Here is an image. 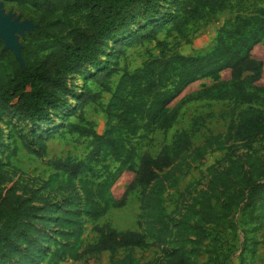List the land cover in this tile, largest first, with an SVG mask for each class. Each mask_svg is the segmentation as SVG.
<instances>
[{
  "label": "trees",
  "instance_id": "1",
  "mask_svg": "<svg viewBox=\"0 0 264 264\" xmlns=\"http://www.w3.org/2000/svg\"><path fill=\"white\" fill-rule=\"evenodd\" d=\"M24 2L37 16L32 19L34 28L20 39L22 65L0 39V121L11 116L26 124L31 138H21V147L38 158L44 157L48 141L65 135L88 139V144L81 159L48 161L62 177L56 203L15 181L2 186L10 177L0 169V264H61L103 253L110 264H121L125 259H118L120 251L164 244L173 217L163 205V185L181 171L189 154L225 149L230 160L242 149L245 159L243 166L241 159H234L194 198L180 221L167 264H189L185 245L193 243L192 253L197 254L235 209L262 224L264 158L252 153L264 149V85L259 83L263 63L252 50L264 43V6L248 12L232 0L19 1ZM224 11L233 14L218 28L212 48L191 55L179 51ZM146 45L152 50L145 47L140 66L131 70L120 65L125 49ZM224 70H229V79H220ZM77 75L83 76L81 85L74 81ZM204 78L212 82L169 108L187 86ZM196 101L229 103L220 113L229 120L224 133H209L201 146H193L192 138L213 116L207 113L194 117L187 129L175 131L156 155H139L137 138L161 131L165 139L181 108ZM91 106L103 115L101 133L85 116L84 108ZM1 138L0 129V142ZM109 161L116 164L112 170ZM165 170L169 171L160 176ZM124 171H132L133 177L115 199L109 190ZM136 191L144 230L121 231L98 223ZM86 223L95 236L83 243ZM190 230L193 240L187 239Z\"/></svg>",
  "mask_w": 264,
  "mask_h": 264
},
{
  "label": "rangeland",
  "instance_id": "2",
  "mask_svg": "<svg viewBox=\"0 0 264 264\" xmlns=\"http://www.w3.org/2000/svg\"><path fill=\"white\" fill-rule=\"evenodd\" d=\"M232 3L242 11L248 12L255 7L264 6V1L232 0ZM1 13L17 24L23 22L30 23L34 18L26 8L18 6L15 2H3ZM232 14V11L218 13L212 21L202 26L193 37L190 45H182L179 51L182 54L191 55L204 53L212 48L218 28ZM16 37L18 43H20L21 34L16 33ZM145 47L152 50L149 45L125 49L123 57H119L120 65H127L131 70L140 66L146 57ZM252 56L263 63V72L259 83L264 85V43H259L253 48ZM220 79H229V72L227 70L222 71ZM74 81L77 85H81L83 76H75ZM211 82V79L204 78L187 86L181 95L170 104L169 108L183 95L199 89L202 85H209ZM106 98L107 96L103 98V102H105ZM229 107V103L217 101L187 103L179 111L177 120L167 132L165 139L161 131H156L150 137L137 138L135 140L139 155L144 152H148L153 156L156 155L163 143H170L175 131L187 129L192 119L196 116L212 113L213 116L206 120L205 128L201 129L192 138L194 147L201 146L209 133L216 135L225 132L229 120L221 118L220 113L227 111ZM84 112L86 118L94 123L95 130L101 133L104 128L103 115L96 112V108L93 106L85 107ZM62 113L60 112L57 118H54V126L59 124V116ZM71 120L75 121L74 117ZM0 129L2 131L0 169L10 177L9 180L3 182L2 186L10 187L11 181H15L20 185H26L36 190L38 194L48 198L52 203L58 202L60 198L56 191L58 183L62 181V177L58 176L48 165V161L67 156L76 159L83 158L87 152L88 139L80 138L76 135H65L62 139L55 138L47 142L44 157L38 158L26 153L21 147V138L25 140L31 138L28 135L29 127L26 124L20 123L11 116H5L0 121ZM10 134L12 135V139L8 138ZM14 147L17 148L14 150ZM244 153V150L239 149L230 160L226 159L227 150L225 149L208 152L203 156L187 155L185 162L181 165V171L174 172L163 185V205L166 213L171 214L173 217L170 237L160 246H152L143 250L136 248L131 252L120 251L117 255L118 259H125V262L121 264H167L171 252L175 248L176 232L180 221L183 219L194 198L219 177L223 173V170L231 165L234 159H241L240 166H243ZM252 155H260L264 158V149L255 151ZM108 164L111 170L116 167V164L110 161ZM168 171L165 170L160 176L165 175ZM132 177V171H124L110 187L109 193L111 197L115 199L119 198ZM154 185L155 183L152 184V186ZM18 193H21V191L18 190ZM139 197L138 191L133 192L129 195L127 203L123 207L110 208L98 223L103 224L107 222L115 229L121 231L144 230L145 219L140 217ZM188 226H193V219L188 221ZM84 227L85 230L81 238L83 243H87L92 241L95 235L90 231L91 225L89 223H86ZM194 237V234L190 230L187 239L193 240ZM193 247V243L185 245V249L190 254L189 264H264V221L260 225L250 220L241 210L235 209L231 217L225 220L217 231H212L211 235L200 246L197 254L192 253ZM61 264H110V262L108 254L103 253L99 257L90 258L85 261L74 262L67 260Z\"/></svg>",
  "mask_w": 264,
  "mask_h": 264
},
{
  "label": "water",
  "instance_id": "3",
  "mask_svg": "<svg viewBox=\"0 0 264 264\" xmlns=\"http://www.w3.org/2000/svg\"><path fill=\"white\" fill-rule=\"evenodd\" d=\"M13 1V0H5ZM34 25L31 23L23 22L17 24L16 22H10L9 17H2L0 14V39L3 41L4 48L10 50L14 57L17 59L20 65H22L21 58V44L18 43L16 33L21 34V37L25 32H30Z\"/></svg>",
  "mask_w": 264,
  "mask_h": 264
},
{
  "label": "flooded vegetation",
  "instance_id": "4",
  "mask_svg": "<svg viewBox=\"0 0 264 264\" xmlns=\"http://www.w3.org/2000/svg\"><path fill=\"white\" fill-rule=\"evenodd\" d=\"M19 1H20V0H13V1L0 0V2H1V4H0V14L2 15V17H6V16H4V14L1 13V8H2V3H3V2H15L18 6H20V7H22V8H26V9L32 14L33 17H36V16H37V15H36V12L34 11V9H33L31 6H29L28 2H24V4L21 5V4L19 3ZM10 22H13V21L10 19ZM30 23H31L32 25H34V22H32V20H31ZM33 28H34V26H33L32 28H30V29H33Z\"/></svg>",
  "mask_w": 264,
  "mask_h": 264
},
{
  "label": "crops",
  "instance_id": "5",
  "mask_svg": "<svg viewBox=\"0 0 264 264\" xmlns=\"http://www.w3.org/2000/svg\"><path fill=\"white\" fill-rule=\"evenodd\" d=\"M229 72V70H227Z\"/></svg>",
  "mask_w": 264,
  "mask_h": 264
}]
</instances>
